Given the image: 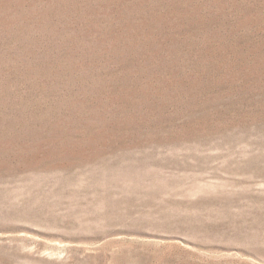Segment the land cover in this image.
Instances as JSON below:
<instances>
[{
	"label": "rangeland",
	"instance_id": "374dc122",
	"mask_svg": "<svg viewBox=\"0 0 264 264\" xmlns=\"http://www.w3.org/2000/svg\"><path fill=\"white\" fill-rule=\"evenodd\" d=\"M0 264H264V0H0Z\"/></svg>",
	"mask_w": 264,
	"mask_h": 264
}]
</instances>
